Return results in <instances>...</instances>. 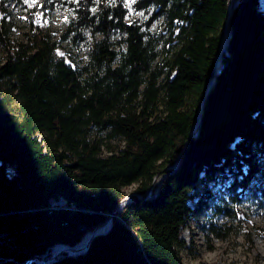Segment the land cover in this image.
I'll use <instances>...</instances> for the list:
<instances>
[{"label":"trees","instance_id":"trees-1","mask_svg":"<svg viewBox=\"0 0 264 264\" xmlns=\"http://www.w3.org/2000/svg\"><path fill=\"white\" fill-rule=\"evenodd\" d=\"M70 6L59 39L36 23L13 43L0 17V264L48 257L113 212L86 252L52 264H185L195 195L199 209L264 210V0H238L206 95L229 0ZM64 39L85 46L81 63L57 53ZM134 183L141 197L115 212ZM60 196L68 206H49Z\"/></svg>","mask_w":264,"mask_h":264},{"label":"rangeland","instance_id":"rangeland-1","mask_svg":"<svg viewBox=\"0 0 264 264\" xmlns=\"http://www.w3.org/2000/svg\"><path fill=\"white\" fill-rule=\"evenodd\" d=\"M127 3L130 4V0ZM3 6L0 8V17L6 18L13 43L24 37L25 31L36 23L44 25L54 39H59L72 15L70 0H36L35 4L32 0L29 3H24V0H4ZM57 53L66 55L67 61L75 58L74 63H81L86 58L83 44L75 45L65 39L57 48ZM4 55L5 46L0 37V61ZM110 142L112 145L123 143L120 139ZM136 185L134 183L125 187L126 193L135 192ZM153 186L148 194H151ZM211 189L217 193L215 186ZM220 201L209 200L206 206L199 209L198 195L190 200L193 211L182 229L183 242L178 249L184 263L264 264V210L243 203L230 205L234 210L232 214L218 212L215 207ZM49 206H52L51 202Z\"/></svg>","mask_w":264,"mask_h":264},{"label":"water","instance_id":"water-1","mask_svg":"<svg viewBox=\"0 0 264 264\" xmlns=\"http://www.w3.org/2000/svg\"><path fill=\"white\" fill-rule=\"evenodd\" d=\"M237 2H238V0H236L234 6L229 10L228 18L227 19L230 20V18H231L232 14H233V11H234V8H235ZM230 34H231V32H230ZM229 38H230V36H229ZM222 67H223V63L221 62L220 67L218 69L215 68V75L211 79L209 85L207 86V89L205 91V95L208 94L209 91L216 84V81H217V78H218V74H219V72H220V70H221ZM204 101H205V97H203L202 100H201V102H200V109H199V112H198L197 122L195 123V125L193 126V128L191 130V135H196L198 133V131H199V127H200V123H201V118H202V114H203ZM164 175L165 174H163V175L160 176V178H159V180L161 179L160 180V183L162 182V180L164 178ZM134 196L141 197L140 194L137 193L136 191L135 192H132V193L126 194V196L123 198V200L120 202V204L116 208L115 212L119 211L127 202L133 200ZM113 214H114V212L111 214V217L103 225H100V226L96 227L95 229L87 232L90 235V239L87 242L85 248H83V249L77 248L78 247V244L80 243V241L77 242L74 245H71V244H68V243H63V242H59L57 244H62L64 246L68 247L67 254H70V255H78V254H81V253L86 252L87 249L90 246L91 240L96 235L101 234V233H105V232H107L111 228L112 221H113V217H112ZM57 256H58L57 254H53L52 256H48V257H45V258H42V259H35L34 260L35 262L32 259H28L27 261L18 262V263H15V264H22V263H27V262H29L31 264H41V263L42 264H51L56 259Z\"/></svg>","mask_w":264,"mask_h":264},{"label":"bare ground","instance_id":"bare-ground-1","mask_svg":"<svg viewBox=\"0 0 264 264\" xmlns=\"http://www.w3.org/2000/svg\"><path fill=\"white\" fill-rule=\"evenodd\" d=\"M235 2H236V0H229V7H228L229 10L234 6ZM229 36H230V20L227 19L226 22H225V25H224V29H223V33H222V37H221V41H220V46H219V50H218V55H217L216 60H215V68L216 69H218L220 67V64L222 62V56H223L224 51L227 48V44H228V41H229ZM160 180L158 179L157 182L160 183ZM61 200H63L65 202V204H68L66 199L64 197H62V196H61ZM89 239H90V235H89V233H87L86 235L83 236V238L81 239V241L78 244L77 248H79V249L85 248V246H86L87 242L89 241ZM63 251L67 252L68 251V247H66V246H64L62 244H56L52 248L50 255L51 256L53 254L59 255ZM22 264H31V263L27 262V263H22Z\"/></svg>","mask_w":264,"mask_h":264},{"label":"built area","instance_id":"built-area-1","mask_svg":"<svg viewBox=\"0 0 264 264\" xmlns=\"http://www.w3.org/2000/svg\"><path fill=\"white\" fill-rule=\"evenodd\" d=\"M11 174L14 173V167L13 165L9 166ZM52 206L51 207H61V206H68V204H65L63 200H61V196L59 198H51L50 200Z\"/></svg>","mask_w":264,"mask_h":264},{"label":"snow or ice","instance_id":"snow-or-ice-1","mask_svg":"<svg viewBox=\"0 0 264 264\" xmlns=\"http://www.w3.org/2000/svg\"><path fill=\"white\" fill-rule=\"evenodd\" d=\"M32 2H33V4H35L36 0H32ZM136 2H137V0H130V4L131 3H136ZM24 3H29V0H24ZM40 15H42V14H38V16H40ZM138 15L143 16L144 13L143 12H139Z\"/></svg>","mask_w":264,"mask_h":264}]
</instances>
